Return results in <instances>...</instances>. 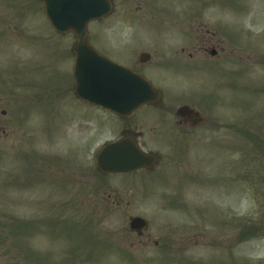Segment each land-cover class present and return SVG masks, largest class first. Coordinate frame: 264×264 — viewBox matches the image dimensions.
Listing matches in <instances>:
<instances>
[{
	"label": "rangeland",
	"instance_id": "rangeland-1",
	"mask_svg": "<svg viewBox=\"0 0 264 264\" xmlns=\"http://www.w3.org/2000/svg\"><path fill=\"white\" fill-rule=\"evenodd\" d=\"M210 1L152 0L150 29L167 20L172 36L199 28L219 52L210 64L201 51L198 69L161 81L160 68H151L166 89L159 108L176 109L190 95L199 105L211 101L215 119L211 129L179 131L184 148L151 142L150 131L161 127L137 120L160 163L132 179L100 175L91 160L99 144L86 149L84 166L60 170L69 164L62 103L74 79L69 57L55 58L51 47L66 53L75 39L52 37L40 0H0V264H264V0ZM130 8L137 3L118 2L115 17ZM173 45L180 52L182 39ZM195 74L198 87L188 95ZM90 108L87 126L97 129ZM190 162L211 180L195 183ZM137 216L148 222L143 236L130 229Z\"/></svg>",
	"mask_w": 264,
	"mask_h": 264
},
{
	"label": "flooded vegetation",
	"instance_id": "flooded-vegetation-1",
	"mask_svg": "<svg viewBox=\"0 0 264 264\" xmlns=\"http://www.w3.org/2000/svg\"><path fill=\"white\" fill-rule=\"evenodd\" d=\"M127 0H113L115 9L110 15L92 22L93 29L88 30L87 40L98 52L109 57L110 59L127 66L128 68L142 74L146 78L152 79L151 68L158 67L162 73H156L159 75V80L164 79L163 74L173 75L172 71H188L197 69L199 65V53L204 51L206 54L213 53L217 56L219 54L217 45L213 40L205 35H200L199 28L181 31L173 30L177 35H170L167 30L157 29L152 30L150 26V15L147 13H141L142 6L147 3L148 0H129L137 3L135 11L132 8L129 9V16L123 19L115 17L116 9L118 8V2ZM125 15V11L123 12ZM114 18L117 23L121 24V27L112 30H101L102 27H114L111 26V22L114 23ZM98 23L99 26L94 24ZM162 25H168L170 27V33L172 32L173 24L171 22L163 21ZM118 26V25H117ZM182 34V35H178ZM182 39V46L179 50L174 47V39ZM174 48V49H173ZM224 50V49H223ZM222 51V50H220ZM69 60L75 59L73 54V47L68 48V52L64 53ZM150 76V77H149ZM165 93H162V101L157 104L143 105L133 114L128 116H120L106 110L100 106L88 103L87 101L79 98L74 94L71 98H65L62 106L64 111L68 113L65 120L62 122L59 133L64 134V140L66 143V157L71 164L78 166H84L87 162L85 159L86 149L94 145L99 144V147L91 157L93 163L96 166L99 164L116 165L122 163V159L129 153L128 148H136L143 151L144 154L154 155L157 160L154 164L148 167H141L128 173L131 177L141 174L142 172H152L160 161V153L157 145L150 146L147 139L146 130H136V121L151 120L155 124H159L161 131L152 130L153 137L150 141L158 144L164 142L169 145H180L182 148L188 143L186 140H182L179 136V131L184 134L200 127L209 126L211 129V123L215 119L213 112V105L209 101L206 105H199L198 102L186 101L178 104L176 109L164 110L159 107L165 103ZM92 107L96 115L90 116L95 122L97 129L88 128L85 109L86 107ZM182 106H189L194 112H199L203 120L199 122L195 113H191L189 116L186 114H179V108ZM94 108V109H93ZM143 108H149L150 110L143 111ZM84 109V110H83ZM96 109V110H95ZM65 123V125H64ZM164 128H172L171 133L165 132ZM176 131V132H174ZM122 142L124 146L122 149L113 150L112 153L103 155V150L113 144ZM190 146H193L191 144ZM101 158V159H100ZM92 165V164H90ZM99 169V168H98ZM100 170V169H99ZM105 176L115 177L118 173H108L100 170ZM134 178V177H133ZM107 196H111L108 194ZM120 195L117 194L116 197ZM115 197V198H116Z\"/></svg>",
	"mask_w": 264,
	"mask_h": 264
},
{
	"label": "water",
	"instance_id": "water-1",
	"mask_svg": "<svg viewBox=\"0 0 264 264\" xmlns=\"http://www.w3.org/2000/svg\"><path fill=\"white\" fill-rule=\"evenodd\" d=\"M44 1L48 15L61 30L71 24V27L78 31H83L86 28L87 21L91 17L104 12L102 9L94 12L90 11V8L93 6L86 3L82 4L81 0H69L65 10V0ZM66 15H68L70 24L64 20ZM83 45H85L84 39L80 35L78 46ZM77 54L75 72L77 77V93L79 95L105 104L117 112L133 111L142 103L159 99L158 92L146 80L120 67L118 69H120V74L123 75L124 79L118 77L115 84L106 86L105 83H107L106 80L109 78V72L100 69V73L97 69L96 61L83 57L85 54L81 50H78ZM111 66L115 67L112 64Z\"/></svg>",
	"mask_w": 264,
	"mask_h": 264
}]
</instances>
